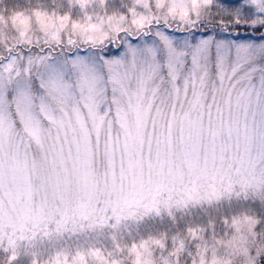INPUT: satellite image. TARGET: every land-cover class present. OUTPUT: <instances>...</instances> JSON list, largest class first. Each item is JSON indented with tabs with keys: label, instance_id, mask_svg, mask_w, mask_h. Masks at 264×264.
Wrapping results in <instances>:
<instances>
[{
	"label": "snow or ice",
	"instance_id": "obj_1",
	"mask_svg": "<svg viewBox=\"0 0 264 264\" xmlns=\"http://www.w3.org/2000/svg\"><path fill=\"white\" fill-rule=\"evenodd\" d=\"M0 264H264V0H0Z\"/></svg>",
	"mask_w": 264,
	"mask_h": 264
}]
</instances>
